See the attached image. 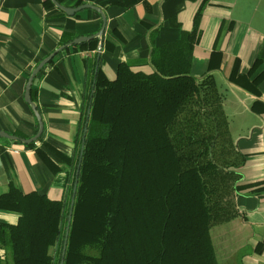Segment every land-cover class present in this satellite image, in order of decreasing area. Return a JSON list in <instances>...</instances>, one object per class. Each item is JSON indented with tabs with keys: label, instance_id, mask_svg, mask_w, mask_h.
<instances>
[{
	"label": "crops",
	"instance_id": "obj_1",
	"mask_svg": "<svg viewBox=\"0 0 264 264\" xmlns=\"http://www.w3.org/2000/svg\"><path fill=\"white\" fill-rule=\"evenodd\" d=\"M59 4L71 9L90 5L102 11L107 20L102 50L99 45L95 51L79 52L66 47L101 31L102 15L95 9L69 16L51 0H0L1 132L26 139L37 135V118L25 100L29 77L41 61L64 48L41 70L32 87L35 98L31 99L44 124L36 146L48 161L44 163L35 149L21 142L0 138V196L15 184L23 194L38 192L62 200L79 152L85 60L99 56L110 80L123 62L136 72L151 74V34L156 33L158 47L179 41L183 32H193L201 12L192 75L201 79L210 71L215 81L210 93L215 103L210 101L200 111L213 115L210 126L223 128L213 150L223 173L216 181L215 197L216 210L228 220L213 225L212 244L217 264L241 260L264 264V0H142L131 7L108 5L107 0ZM67 40L71 42L63 44ZM235 74L247 75L259 94L235 84ZM219 111L223 115L215 117ZM19 218L17 212L0 210V225L17 224Z\"/></svg>",
	"mask_w": 264,
	"mask_h": 264
},
{
	"label": "trees",
	"instance_id": "obj_2",
	"mask_svg": "<svg viewBox=\"0 0 264 264\" xmlns=\"http://www.w3.org/2000/svg\"><path fill=\"white\" fill-rule=\"evenodd\" d=\"M107 1L131 7L142 0ZM200 16L179 41L158 47L151 34V74L123 62L110 80L99 56L85 60L73 178L58 201L10 184L0 210L20 218L0 225V264H217L210 230L228 221L216 210L215 197L223 173L213 150L223 128L210 126L213 115L200 111L214 100L212 74L192 75ZM98 45L93 39L67 51H95ZM235 75V84L259 94L247 75ZM36 143L25 147L47 163Z\"/></svg>",
	"mask_w": 264,
	"mask_h": 264
},
{
	"label": "water",
	"instance_id": "obj_3",
	"mask_svg": "<svg viewBox=\"0 0 264 264\" xmlns=\"http://www.w3.org/2000/svg\"><path fill=\"white\" fill-rule=\"evenodd\" d=\"M52 3L58 8L60 9L61 11H63L64 13H66L67 15L69 16H73L75 15L77 12L79 11H82L84 9H95L97 10L101 15H102V19H103V26H102V29L101 31L96 34L95 36H92V37H81V38H78L76 40H74L71 44H69L68 46L66 47H71L72 45H78V44H81V43H85V42H89L93 39H98L100 41V44H99V50H102V38H103V35H104V32H105V28H106V23H107V20H106V17L105 15L102 13V11L94 6H90V5H85V6H82V7H79V8H74V9H71V8H67L65 6H62L61 4H59V2H57L56 0H51ZM64 48H61L60 50H63ZM59 50V51H60ZM58 51V52H59ZM58 52H55L53 54H51L48 58L44 59L43 61H41L38 66L32 71L30 77H29V81H28V84H27V88H26V95H25V100L26 102L30 105V107L32 108V110L34 111V114L37 118V121H38V126H39V129H38V133L35 137L31 138V139H28V140H22V139H19L18 137H15V136H11L5 132H1L0 131V138H4V139H8L10 141H13V142H17V141H20L21 143L27 145V144H31V143H34V142H37L43 135V132H44V124H43V120L40 116V113L38 111V108H37V105L35 103L32 102V99H31V90H32V87H33V83H34V80L35 78L37 77V75L41 72V70L48 64L51 62V60L58 54ZM73 204H74V198H73ZM73 204H72V207H73Z\"/></svg>",
	"mask_w": 264,
	"mask_h": 264
},
{
	"label": "rangeland",
	"instance_id": "obj_4",
	"mask_svg": "<svg viewBox=\"0 0 264 264\" xmlns=\"http://www.w3.org/2000/svg\"><path fill=\"white\" fill-rule=\"evenodd\" d=\"M232 262H233V261H232ZM241 262H242V260H241ZM241 262H240V264H242ZM243 264H249V263H243Z\"/></svg>",
	"mask_w": 264,
	"mask_h": 264
}]
</instances>
